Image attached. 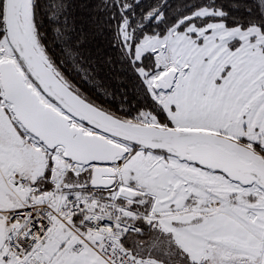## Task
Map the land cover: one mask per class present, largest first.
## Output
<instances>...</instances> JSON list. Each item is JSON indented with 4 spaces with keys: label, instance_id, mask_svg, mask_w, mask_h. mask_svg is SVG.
Instances as JSON below:
<instances>
[{
    "label": "snow or ice",
    "instance_id": "obj_1",
    "mask_svg": "<svg viewBox=\"0 0 264 264\" xmlns=\"http://www.w3.org/2000/svg\"><path fill=\"white\" fill-rule=\"evenodd\" d=\"M0 264H264V0H0Z\"/></svg>",
    "mask_w": 264,
    "mask_h": 264
},
{
    "label": "trees",
    "instance_id": "obj_2",
    "mask_svg": "<svg viewBox=\"0 0 264 264\" xmlns=\"http://www.w3.org/2000/svg\"><path fill=\"white\" fill-rule=\"evenodd\" d=\"M146 2H147V0H146Z\"/></svg>",
    "mask_w": 264,
    "mask_h": 264
}]
</instances>
